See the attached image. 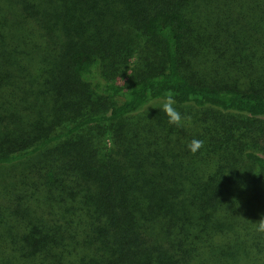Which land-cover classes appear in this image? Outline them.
<instances>
[{
    "label": "trees",
    "instance_id": "1",
    "mask_svg": "<svg viewBox=\"0 0 264 264\" xmlns=\"http://www.w3.org/2000/svg\"><path fill=\"white\" fill-rule=\"evenodd\" d=\"M94 9L115 17L84 21ZM132 46L143 70H102ZM169 91L210 122L198 137L147 107ZM20 101L51 124L0 137V264H264L247 213L264 200V155L223 117L264 118V14L236 0H0V106Z\"/></svg>",
    "mask_w": 264,
    "mask_h": 264
},
{
    "label": "rangeland",
    "instance_id": "2",
    "mask_svg": "<svg viewBox=\"0 0 264 264\" xmlns=\"http://www.w3.org/2000/svg\"><path fill=\"white\" fill-rule=\"evenodd\" d=\"M236 2L241 3V8H244L248 11H253L256 13H261L264 14V4L260 0H245L243 2L242 0H236ZM240 5V4H239ZM116 9H107L104 10V18H102L100 15V18L102 19L103 23L107 22V20L114 18L115 17V11ZM99 10H89L87 12L88 17L84 19V21L88 20L89 17L93 18H98L95 13L98 12ZM94 32H96L95 28L93 29ZM138 48V47H137ZM137 48H132L128 47L122 50L119 56V63L116 64L115 59V64L110 65V67H102V70H105L108 74H110L111 77H128L133 74L134 69L136 70H143L144 65L139 62V50ZM213 54L214 51H213ZM54 55V54H53ZM62 58V56L59 58V60ZM107 62H110V60H107ZM107 65V63H106ZM136 67V68H135ZM190 72H194V75L198 78H207V75L205 74L204 70H195L194 68L190 70ZM214 76L217 80L219 81H226L223 78H228L229 74L227 73H220V70H216V72H213ZM242 82L248 85L246 79H242ZM244 86V85H241ZM161 100L155 102L152 106L154 111L162 112L160 109L157 107L159 105ZM12 105H4L0 106V137H7L5 133L8 132V135H14L15 131L18 129L27 128V129H33L31 125H37L39 129H42L43 131L45 128L51 124L50 121L43 120L39 115L33 111L31 108H29L25 102L20 101V102H12ZM176 109L181 113L182 117H185V119L182 122V125L185 126L186 133L190 134L193 131L196 133L198 132V128L200 125L203 124V126L206 127V125L210 126V122L207 120L203 123L200 121H196L201 115L200 109H197L196 107L193 106H186V105H181V104H176L174 105ZM43 109L42 106H38V109ZM36 110V109H35ZM100 110V109H99ZM218 117H220L219 114H216ZM229 115V116H228ZM226 121V125L230 127V129H233V135L242 133V139L241 141L245 142V147L247 149H252L258 153H261L264 155V118H250L249 116L243 115V114H229L225 113L223 116ZM229 117V118H228ZM230 117H235L243 124L240 123V126L237 127L234 124L231 123ZM55 124V130L58 131L61 128V124L58 122H54ZM115 124V123H114ZM113 124V126H114ZM231 125L235 126L231 128ZM183 126V127H184ZM112 126L109 124H102L101 125V135L98 136V146H110L112 144V132L110 131ZM242 127V128H240ZM262 128V129H261ZM20 133V132H19ZM197 133V137H198ZM204 142V141H203ZM107 143V144H105ZM206 162V159L203 161ZM247 170L250 172L251 176H254V178H258L260 176V169L255 166L252 162L247 161L246 163ZM21 165H16L15 167L7 168V165L2 166V171L4 174H7V169H9V174L11 175L15 171H19L21 169ZM253 177H250V180ZM252 182V181H250ZM260 186H262V180L258 182ZM257 189L256 188H247L246 191H243V193L247 196L253 197L254 194L256 193ZM254 199V198H253ZM256 207V206H255ZM248 215H253L256 222V220L260 219L261 215H264V200L258 203V206L255 208V210H252L250 212H247ZM1 214L4 215L5 218V223L7 226V223L10 225V230L12 229L14 232L10 231V234L14 237L16 247L18 249H23L25 248V243L20 237L22 235V232L24 230L23 225L20 223V221L11 213L8 212L7 209L1 207ZM241 212L239 216L234 217V221L240 219L242 220L245 216ZM253 222V223H254ZM25 232V230H24ZM23 232V233H24ZM20 237V239H19ZM24 253V252H23ZM23 257V256H22ZM21 259V256H19ZM24 258V257H23ZM25 259V258H24Z\"/></svg>",
    "mask_w": 264,
    "mask_h": 264
},
{
    "label": "clouds",
    "instance_id": "3",
    "mask_svg": "<svg viewBox=\"0 0 264 264\" xmlns=\"http://www.w3.org/2000/svg\"><path fill=\"white\" fill-rule=\"evenodd\" d=\"M175 103L176 101L174 95L171 91H169L163 95L157 107L167 116L169 124L180 126L185 117H182L181 113L176 109V107L174 106ZM149 105L153 106L151 100L148 101L147 107ZM202 145L203 140L192 138L191 141L187 144V148L190 152L195 153L202 147ZM254 227L257 232H264V215H261L260 219L256 221Z\"/></svg>",
    "mask_w": 264,
    "mask_h": 264
}]
</instances>
